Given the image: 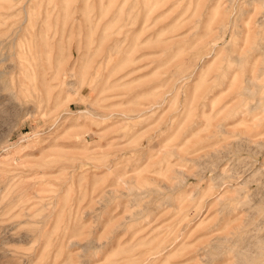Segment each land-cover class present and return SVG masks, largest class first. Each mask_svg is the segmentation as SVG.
Here are the masks:
<instances>
[{
	"label": "rangeland",
	"instance_id": "374dc122",
	"mask_svg": "<svg viewBox=\"0 0 264 264\" xmlns=\"http://www.w3.org/2000/svg\"><path fill=\"white\" fill-rule=\"evenodd\" d=\"M0 264H264V0H0Z\"/></svg>",
	"mask_w": 264,
	"mask_h": 264
}]
</instances>
